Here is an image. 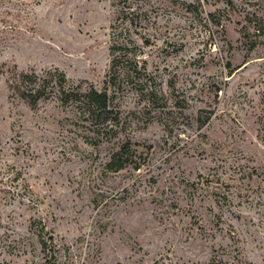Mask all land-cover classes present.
I'll list each match as a JSON object with an SVG mask.
<instances>
[{"label":"rangeland","instance_id":"rangeland-1","mask_svg":"<svg viewBox=\"0 0 264 264\" xmlns=\"http://www.w3.org/2000/svg\"><path fill=\"white\" fill-rule=\"evenodd\" d=\"M142 11L133 37L159 96L119 93L126 130L108 141L57 97L30 107L5 73L108 89L115 0H0V264H264V35L251 21L264 0ZM128 141L133 163L109 172Z\"/></svg>","mask_w":264,"mask_h":264},{"label":"trees","instance_id":"trees-1","mask_svg":"<svg viewBox=\"0 0 264 264\" xmlns=\"http://www.w3.org/2000/svg\"><path fill=\"white\" fill-rule=\"evenodd\" d=\"M145 1L147 0H115V5L119 8V16L113 27L114 42L111 48L108 89L97 91L91 87L87 91H82L80 88L69 86L65 74L58 70L45 71L39 75L36 72H19L14 66L5 73L8 75L11 92L32 108L41 101L57 97L63 107L73 106L79 121L92 130L98 138L108 141L119 138V135L126 130V125L122 123L120 111L115 106L116 96L125 90L133 91L149 106H154L159 96L156 77L149 72L147 61L140 57L143 51L133 37L134 32H137L133 30L134 26L144 30V22L148 16L142 11ZM228 4H232V1H228ZM251 21L255 34L264 35V20L258 18ZM140 36L146 39L142 33ZM3 42L5 39H0V43ZM256 46L257 43H252L250 49ZM2 68H6V65H2ZM110 87L113 88V93L109 91ZM131 146L130 141L119 145L107 164L109 172H121L133 163ZM136 170H139V167H136ZM44 234V228L38 229L37 235L43 251H53L55 245L50 243L53 239H46ZM209 264L224 263L213 258Z\"/></svg>","mask_w":264,"mask_h":264}]
</instances>
